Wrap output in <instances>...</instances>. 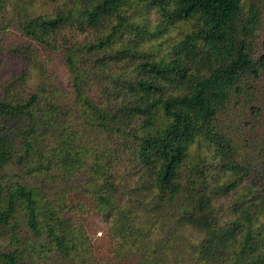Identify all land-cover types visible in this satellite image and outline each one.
<instances>
[{
    "label": "trees",
    "instance_id": "1",
    "mask_svg": "<svg viewBox=\"0 0 264 264\" xmlns=\"http://www.w3.org/2000/svg\"><path fill=\"white\" fill-rule=\"evenodd\" d=\"M36 1L0 0V65L18 70L0 72V264H183V230L198 234L190 264H264V0H53L42 15ZM238 104L244 147L220 119ZM58 180L74 184L52 195ZM71 190L104 218L112 262Z\"/></svg>",
    "mask_w": 264,
    "mask_h": 264
},
{
    "label": "rangeland",
    "instance_id": "2",
    "mask_svg": "<svg viewBox=\"0 0 264 264\" xmlns=\"http://www.w3.org/2000/svg\"><path fill=\"white\" fill-rule=\"evenodd\" d=\"M59 3L53 0H37L34 3L33 12L36 15L50 14L53 12V8H55ZM10 15H12V13H10ZM18 38L19 37L17 33L14 30H10L6 38V43L8 45H12L16 42V40H18ZM47 58L48 57L45 56L43 60L46 61ZM53 70L55 77L51 74L54 79L51 82L60 89V95L66 102L73 103L74 94L72 86L69 82V75L66 68L62 66L58 61H52L48 72H52ZM3 71L7 73L8 77L18 72V70L16 69L6 70V65L2 62L0 65V72ZM120 73L130 75L131 71L128 68L120 67ZM36 76L37 77H34V82H39V76L37 74ZM248 113L249 111H244L243 109H241L240 104H238L234 108H231L228 113L222 115L220 118L222 127L227 130L228 134L231 136L230 138H233L234 144L240 147H244L245 144L248 143V140H250V138L248 137L250 133ZM76 126L79 129L81 127V123L77 122ZM80 129L82 132H85L83 128ZM93 141L95 143L99 142L97 137H94ZM107 144L111 146V140H108ZM113 169L119 174H125L127 172V164L125 158L123 157V159H121L117 163L115 161ZM9 172V178L11 181L16 175L20 173V168H18L16 165H13L10 167ZM81 179L83 180V182H85L87 180V177L85 175H82ZM32 181L34 182V180ZM70 184H74L72 180H58L57 182H51L48 185L47 190L52 195L58 194ZM70 193V201L72 205L76 206L75 216L78 223L77 226L82 229L83 234L89 241L94 256L97 260H100L102 262H112V259L114 258V243L108 234V227L106 222L104 221V218L96 211L94 204L82 193L81 190H71ZM223 202L224 201L222 199H219L217 200V205L222 206ZM221 212L222 218L224 220L228 221L231 219L232 215L230 212H226V209L224 212ZM197 237L198 234L195 230H183L179 233L178 239L176 240V254L180 255V257H176V259L181 260L183 264H190L189 260L191 261L192 257L189 249L191 247V244L194 242V240L197 239ZM182 257L184 258V260L181 259ZM131 260L132 262H135V259ZM128 264H132L131 261H128Z\"/></svg>",
    "mask_w": 264,
    "mask_h": 264
}]
</instances>
